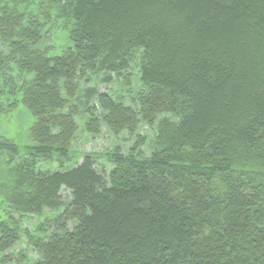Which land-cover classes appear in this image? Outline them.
<instances>
[{"label": "trees", "instance_id": "obj_1", "mask_svg": "<svg viewBox=\"0 0 264 264\" xmlns=\"http://www.w3.org/2000/svg\"><path fill=\"white\" fill-rule=\"evenodd\" d=\"M17 106L0 264H264V0H0Z\"/></svg>", "mask_w": 264, "mask_h": 264}, {"label": "rangeland", "instance_id": "obj_2", "mask_svg": "<svg viewBox=\"0 0 264 264\" xmlns=\"http://www.w3.org/2000/svg\"><path fill=\"white\" fill-rule=\"evenodd\" d=\"M99 89L103 92L105 91L106 87L100 86ZM32 123L33 119L30 113L23 107L17 106L11 111L0 115V138L13 141L21 146L27 145L31 142L29 134ZM138 133L144 137L151 134L146 126H140V128L138 129ZM130 144L132 143H127L124 141L114 142L111 138H109L107 134L103 133L95 139L85 138L81 136L79 138V141L77 142L76 148L80 153H103L105 152V150L113 148L117 145L120 146L124 151H126L129 149ZM235 171L239 172L241 170L240 168H236ZM263 171L264 169L254 167L251 169H245L243 172L252 175L253 173L258 174L260 172L262 174Z\"/></svg>", "mask_w": 264, "mask_h": 264}]
</instances>
